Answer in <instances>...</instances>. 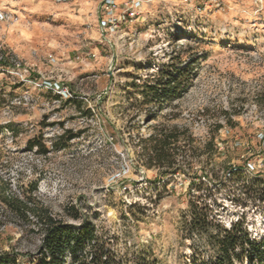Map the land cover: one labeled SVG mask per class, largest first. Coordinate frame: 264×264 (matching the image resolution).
Returning a JSON list of instances; mask_svg holds the SVG:
<instances>
[{
  "label": "rangeland",
  "instance_id": "374dc122",
  "mask_svg": "<svg viewBox=\"0 0 264 264\" xmlns=\"http://www.w3.org/2000/svg\"><path fill=\"white\" fill-rule=\"evenodd\" d=\"M101 1L0 0V253L39 258L36 218L13 196L91 222L131 263L208 260L205 237L187 238L189 202L264 238V0H114L111 28ZM168 73L179 96L143 104L145 80ZM154 126L180 132L175 174L144 163ZM65 131L77 136L53 147Z\"/></svg>",
  "mask_w": 264,
  "mask_h": 264
},
{
  "label": "trees",
  "instance_id": "16d2710c",
  "mask_svg": "<svg viewBox=\"0 0 264 264\" xmlns=\"http://www.w3.org/2000/svg\"><path fill=\"white\" fill-rule=\"evenodd\" d=\"M179 72V71H177ZM162 73V72H161ZM135 88H140L139 84L132 82ZM143 88V104L161 105L162 101L172 100L179 96L183 82L179 76L167 74L160 80H145L141 86ZM264 94H261V97ZM74 105L78 101L70 100ZM77 134L65 131L55 142L53 147H57L62 141L63 147L75 138ZM180 132L177 127L157 128L153 127L152 132L147 137H138V144L141 145V155L147 167L165 168L169 173H174L179 167L177 152L180 146L177 143ZM212 143L211 141L207 143ZM29 149L35 147L40 153L48 152L41 141L27 142ZM166 171V172H167ZM190 184H193L191 180ZM5 204L15 213L27 217L30 212L36 218L38 230L41 232V243L38 248L39 258L34 264H65L67 257L72 264H156L145 258H136L132 263L124 260L110 247L109 242L97 235L93 224L85 219L79 226L64 222L55 218L47 208L42 206H28V202L18 196L3 198ZM189 214L186 221L187 238L193 240L195 236L205 237L207 246L213 254L205 260L202 254L197 252L192 257L190 264H264V238L259 240L251 238L243 226V222L237 220L229 228H224L215 218L211 216L205 207L198 208L193 202H189ZM34 207V208H33ZM87 247L88 262L79 260L78 254ZM15 254L9 252L0 253V264H16Z\"/></svg>",
  "mask_w": 264,
  "mask_h": 264
},
{
  "label": "built area",
  "instance_id": "2783aa9c",
  "mask_svg": "<svg viewBox=\"0 0 264 264\" xmlns=\"http://www.w3.org/2000/svg\"><path fill=\"white\" fill-rule=\"evenodd\" d=\"M57 2H64L66 0H56ZM133 1V0H132ZM140 1V0H137ZM152 1V0H149ZM183 3L185 4H192V3H198V0H182ZM140 3V2H139ZM117 5L114 0H102L99 5V20L101 23V26H107V28H111V25L117 20L116 17H114V12L116 9ZM134 6L128 7L125 5L123 9V14L125 15L129 10H131ZM138 8V7H135ZM102 13V14H101ZM103 15V16H102ZM4 14L3 12L0 11V19H3Z\"/></svg>",
  "mask_w": 264,
  "mask_h": 264
}]
</instances>
